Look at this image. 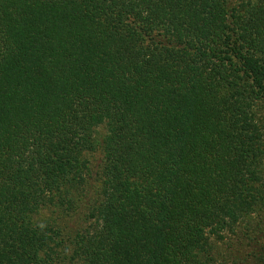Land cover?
<instances>
[{
	"label": "trees",
	"instance_id": "1",
	"mask_svg": "<svg viewBox=\"0 0 264 264\" xmlns=\"http://www.w3.org/2000/svg\"><path fill=\"white\" fill-rule=\"evenodd\" d=\"M0 264H264V0H0Z\"/></svg>",
	"mask_w": 264,
	"mask_h": 264
},
{
	"label": "rangeland",
	"instance_id": "2",
	"mask_svg": "<svg viewBox=\"0 0 264 264\" xmlns=\"http://www.w3.org/2000/svg\"><path fill=\"white\" fill-rule=\"evenodd\" d=\"M104 133V127L102 125L97 126L94 130H93V135L94 136H98Z\"/></svg>",
	"mask_w": 264,
	"mask_h": 264
}]
</instances>
